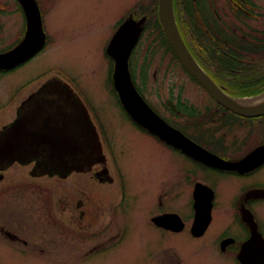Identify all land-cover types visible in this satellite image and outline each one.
I'll list each match as a JSON object with an SVG mask.
<instances>
[{
  "label": "flooded vegetation",
  "instance_id": "1",
  "mask_svg": "<svg viewBox=\"0 0 264 264\" xmlns=\"http://www.w3.org/2000/svg\"><path fill=\"white\" fill-rule=\"evenodd\" d=\"M52 1L55 0H35L42 25ZM179 2L180 29L184 26L181 15L183 20L190 18L195 29L188 41L194 60L224 93L241 106H250L264 92L258 93L264 88V29L260 30V25L264 24V0ZM130 9L124 17L132 14ZM26 30L27 18L20 1L0 0V54L18 46ZM140 42L129 58V71L144 102L168 126L223 162L218 168L206 165L137 126L120 106L112 87V60L105 58L109 77L108 84H102L105 103L111 107L117 102L130 124L158 146L163 158L175 167L173 175L162 182L161 192L143 203L145 212L153 211L141 224L152 235L145 238L144 229L136 237L142 238L147 248L143 264H184V258L178 256L175 247L177 241L189 243L191 249L196 244H201L204 250L214 248L218 255L233 264H241V261L258 264L264 255L261 216L264 212V183L253 178L260 179L257 174L264 168V114L242 116L221 105L164 48L153 49L164 53L167 58V64L162 65V77L157 78L156 71L150 80V58L143 57L140 64L133 62ZM104 56L107 57L105 50ZM12 70L14 68L0 70V75ZM179 75L180 80L177 79ZM95 90L80 85L70 76L50 77L32 90L18 106L12 121L0 127V184L4 182L5 172L14 164L32 165L30 174L34 179H67L72 173L100 165L104 162V152L111 159L113 122L111 124L103 116V110L95 100ZM0 105L1 112L9 104ZM59 112H65L69 119L66 145L58 141L60 127L52 121V116ZM110 119L112 121V117ZM52 146L61 148V154H57ZM69 146L72 147L71 153L67 151ZM94 174V180L104 183L100 172ZM24 187L9 182L0 188L1 205L5 206V202L25 193L21 192ZM127 195L135 196L121 192L110 216L93 226L95 249L132 242L131 235L137 233L138 223L135 222V229L130 231L122 224L125 215L120 213ZM51 201L44 203L45 225L61 230L73 228L70 220L53 217ZM182 207L184 212L180 211ZM76 208L78 219L84 221L83 203L77 202ZM133 211L138 213L139 209L133 208ZM78 226L80 229L84 223ZM15 232L0 229V244L18 242L19 234ZM159 244L172 247L170 260L162 259V252L157 248Z\"/></svg>",
  "mask_w": 264,
  "mask_h": 264
},
{
  "label": "rangeland",
  "instance_id": "2",
  "mask_svg": "<svg viewBox=\"0 0 264 264\" xmlns=\"http://www.w3.org/2000/svg\"><path fill=\"white\" fill-rule=\"evenodd\" d=\"M55 1L48 5L43 22L48 45L23 65L0 75V104H9L0 112V127L12 121L18 106L45 79L70 76L80 85L90 90L96 89L95 100L103 110V116L111 124L113 122L114 154L111 152L110 159V155L104 152V162L101 163L104 167L95 165L87 171L72 173L67 179H34L30 174L32 165L14 164L10 167L4 174L0 188L9 182L26 187L21 191L25 193L5 202V206L1 205L3 202L0 203V229L13 233L17 231L15 233L19 234L18 242H5L4 246L0 244V264H143L147 248L142 238L136 237L144 229L145 238L152 235L141 224L146 216L153 213L145 212L143 203L161 192L162 182L173 175L175 167L163 158L158 146L140 135L130 124L117 102L111 107L105 103L102 84H108V63L104 50L110 37L125 13L131 7L134 9L140 3L144 4L145 0ZM218 10L221 11L220 7ZM263 29L264 24H261V32ZM152 40L151 33H145L133 57L135 64H140L143 57L150 58V80L156 71L157 78L162 77V65L167 64L164 53L151 48ZM177 79H181L180 75ZM95 172L103 175L104 183L92 178ZM257 176L260 179L253 180L264 183V168ZM124 191L135 196L127 195L120 208V213L125 215L122 224L131 231L137 222L138 231L131 235V243L95 249L93 226L110 216L111 208ZM46 197L52 200L53 217L70 220L73 228L61 230L45 225L43 207L45 201H49L44 199ZM79 201L83 203L86 213L84 221L78 219L76 203ZM133 208L139 209V212H132ZM180 211L184 212V207ZM261 216L264 226V212ZM82 222L84 226L78 229ZM175 247L178 248V256L184 258V264H233L218 255L214 248L202 249L201 244L191 249L189 243L177 241ZM157 248L162 252V259L167 258L164 261L173 257L172 247L159 244Z\"/></svg>",
  "mask_w": 264,
  "mask_h": 264
},
{
  "label": "water",
  "instance_id": "3",
  "mask_svg": "<svg viewBox=\"0 0 264 264\" xmlns=\"http://www.w3.org/2000/svg\"><path fill=\"white\" fill-rule=\"evenodd\" d=\"M19 1L26 14L27 30L18 46L0 54V70L2 71L15 68L32 58L43 48L45 42V35L42 31L41 19L36 3L34 0ZM157 13L164 35L178 61L210 95L221 105L236 114L242 116H259L264 114V104L255 108L241 106L237 100L224 93L196 63L180 36L173 12V0H158ZM144 23L145 17H142L138 21L131 17L127 18L118 27L106 48V54L114 62L112 73L113 86L122 108L134 123L164 143L180 149L188 156L206 165L217 168L221 167V163L223 164V162L220 159L199 148L182 134L168 126L149 108L136 91L128 70V59L143 31ZM257 97H264V92ZM39 137L42 136L40 135ZM51 148H55L57 154H61L62 152L59 147L52 146ZM71 148L69 146L67 150L70 153ZM98 151L99 147L96 153ZM262 256L258 264H263L264 255L262 254ZM241 263L253 264L246 263L245 261H241Z\"/></svg>",
  "mask_w": 264,
  "mask_h": 264
},
{
  "label": "trees",
  "instance_id": "4",
  "mask_svg": "<svg viewBox=\"0 0 264 264\" xmlns=\"http://www.w3.org/2000/svg\"><path fill=\"white\" fill-rule=\"evenodd\" d=\"M156 2H157V0H152L149 2L148 6L146 8L141 9L142 12H140V15L145 14L147 16L145 32L146 33L148 32V34H149V32L151 33V39H153L151 42V48H153V49L164 48L165 50H169L171 52L170 46L167 43V40H166L164 33L162 31L160 22L158 20V16H157V12H156ZM142 4L143 3H140L139 5H137L134 8V10L140 11ZM180 10H181V4H180L179 0H174V11H175V16H176V19L178 22H179L178 18H179ZM186 14L188 15L187 12H186ZM180 19H182V21L184 22V26H182V28L180 29V33H181L183 40L185 41V43L188 46V41L191 38L190 34L195 32V29H193V27L190 23V18L183 20V16L181 15ZM263 90H264V88L260 89L258 93H260Z\"/></svg>",
  "mask_w": 264,
  "mask_h": 264
},
{
  "label": "bare ground",
  "instance_id": "5",
  "mask_svg": "<svg viewBox=\"0 0 264 264\" xmlns=\"http://www.w3.org/2000/svg\"><path fill=\"white\" fill-rule=\"evenodd\" d=\"M264 104V97H260L255 99L254 101H252L250 103V106L246 107V108H255L257 106L263 105ZM52 121L55 123H57L59 125V129L57 132V137H58V141L62 144V145H66L67 142L65 141V136L67 135V133L70 132L69 129V119L68 116L65 112H59L58 114H54L52 116ZM69 125V126H68Z\"/></svg>",
  "mask_w": 264,
  "mask_h": 264
}]
</instances>
